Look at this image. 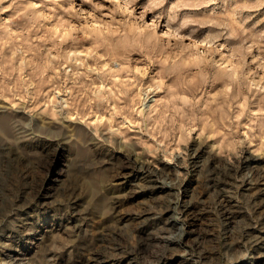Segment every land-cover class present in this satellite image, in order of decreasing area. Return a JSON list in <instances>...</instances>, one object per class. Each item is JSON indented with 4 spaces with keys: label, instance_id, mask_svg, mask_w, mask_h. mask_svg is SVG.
<instances>
[{
    "label": "rangeland",
    "instance_id": "1",
    "mask_svg": "<svg viewBox=\"0 0 264 264\" xmlns=\"http://www.w3.org/2000/svg\"><path fill=\"white\" fill-rule=\"evenodd\" d=\"M0 264H264V0H0Z\"/></svg>",
    "mask_w": 264,
    "mask_h": 264
}]
</instances>
